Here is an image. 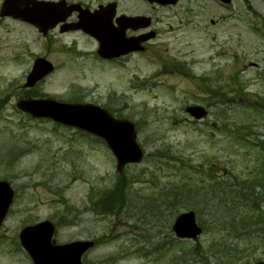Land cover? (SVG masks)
Wrapping results in <instances>:
<instances>
[{"label":"rangeland","instance_id":"rangeland-1","mask_svg":"<svg viewBox=\"0 0 264 264\" xmlns=\"http://www.w3.org/2000/svg\"><path fill=\"white\" fill-rule=\"evenodd\" d=\"M69 1L93 6L116 1L120 12L152 13L158 34L144 52L106 62L97 57V44L79 33L53 30L42 36L29 25L0 18V180L14 191L0 226V264H32L18 234L45 220L54 224L57 244L95 241L83 257L87 264L263 261L264 202L258 203L260 209L244 208L239 195L231 192L232 202L216 189L215 202L231 209L236 224L232 232L224 229L225 220L211 225L206 209L202 218L196 214L198 225L205 220L206 228L195 241L176 239L169 203L159 219L144 213L149 200L175 197V187L187 184L192 191L209 185L208 169L215 181L262 196L264 0H248L252 14L245 0L228 5L179 0L167 8L143 0ZM37 58L51 62L54 70L25 87ZM29 97L92 103L132 121L143 161L117 172L112 153L95 137L21 112L16 102ZM194 105L206 107L208 115L193 120L184 109ZM225 109L224 116L216 114ZM174 157L182 159L181 166ZM169 158H174L170 165ZM124 192L125 207L120 199ZM185 195L182 202H190ZM201 202L197 207L202 210ZM135 205L140 211L131 208ZM177 209L197 210L181 202ZM197 243L200 257L193 251Z\"/></svg>","mask_w":264,"mask_h":264},{"label":"water","instance_id":"water-1","mask_svg":"<svg viewBox=\"0 0 264 264\" xmlns=\"http://www.w3.org/2000/svg\"><path fill=\"white\" fill-rule=\"evenodd\" d=\"M176 1L167 2L174 4ZM57 6L58 3L35 0H5L0 9V16L22 19L45 32L61 19L60 16L57 17L60 13ZM121 39V42L101 41L100 54L105 57L119 56L136 49L123 41V38ZM51 70L52 65L49 62L43 59L36 60L25 85H34ZM17 107L33 117L50 118L103 138L116 158L118 170L126 163L139 162L142 158V151L136 142L134 125L126 120L113 119L105 110L97 106L68 104L54 100H20ZM187 111L196 119H200L205 114V111L199 107H190ZM12 197L13 191L9 184L0 181V223L7 213ZM172 228L180 238L195 239L201 233L192 211L180 214ZM53 231L54 227L49 221L27 226L21 230L19 234L21 245L29 254L33 264H82L81 255L93 246V242L75 241L64 245H51ZM256 264H264V262Z\"/></svg>","mask_w":264,"mask_h":264},{"label":"trees","instance_id":"trees-1","mask_svg":"<svg viewBox=\"0 0 264 264\" xmlns=\"http://www.w3.org/2000/svg\"><path fill=\"white\" fill-rule=\"evenodd\" d=\"M214 93H216V91H214ZM174 161L173 159L169 158V163ZM176 171L180 172L181 168L176 169ZM212 183H210V185H201V187L198 186V188L196 189H192V191H190L191 189L189 187H187V184L181 185L179 187H175L174 192L173 193L175 195V197H173L172 195L169 194V196L166 194L163 199L161 200L160 197L157 200H149L148 205H147V210H145L146 213H144V215L148 218V219H159V215L162 212H165L167 210L168 207V203L170 204L169 206H171L172 208V212L171 215L172 216H176V214H178V209L174 212V209L176 208V206L180 205V202L188 207H192V208H196L197 210H195V213L197 214L198 218H202V216H204V213L206 212V209H209L210 212V217L213 218L211 225H216L218 224L221 220H225L227 222V226L224 227V229H227V232H232L233 231V226L236 224V219L237 217L235 215L232 214V212H230L231 209H225V204H223L222 202H215V197L218 194V192H215L216 189H218L219 191H221L225 196H231V198H233V194H231V192H234V195H239L241 197V202L243 207L245 208L246 206L251 207L252 209L258 208L260 209V206H258L261 203L264 202V192L262 193V196L260 195H254L251 194L250 192L247 193V190L244 188H240L237 190H234V188L231 186L232 184H226L224 182H218L215 181V179H210ZM216 186H218V188H216ZM225 188H228L227 193L225 194L223 191ZM189 189V190H188ZM199 189V191H198ZM209 189V193L205 190ZM172 190V189H171ZM212 191H214L215 194H210ZM180 192L182 194H180ZM171 193V192H169ZM189 195V201L190 202H182L183 198L185 199V194ZM208 194V195H207ZM205 195L209 196V200L206 201L203 198L205 197ZM107 196L109 197L110 194H107ZM215 196V197H214ZM182 197V198H181ZM179 200H178V199ZM181 198V199H180ZM120 199L123 201L122 204H124V206L127 205V200H128V194L126 195V193L124 192L122 196H120ZM201 200L204 202V209H199L200 207H197V205L201 206L202 202ZM197 203V204H196ZM175 205V206H174ZM132 209H137L140 211V207H133ZM227 214V215H225ZM201 222V220H200ZM205 220H203L202 222V228L205 229ZM156 224V223H155ZM158 224H156L157 226ZM231 235V234H230ZM193 251L195 252V255L200 257V255L203 253L201 250L202 248L200 247L199 243L195 244V246L193 247ZM206 263V262H205Z\"/></svg>","mask_w":264,"mask_h":264},{"label":"flooded vegetation","instance_id":"flooded-vegetation-1","mask_svg":"<svg viewBox=\"0 0 264 264\" xmlns=\"http://www.w3.org/2000/svg\"><path fill=\"white\" fill-rule=\"evenodd\" d=\"M66 2H67V4L75 3L76 9L69 13L68 18L66 19L65 23L57 25L54 28V30H57V32L59 34L79 33V34L83 35L85 38L95 41V39H93L92 36H89V35L85 34L83 32V30L79 29L78 31H75L74 29H72V25L71 24L78 22L79 18L84 17V15H85L84 12H87V13H88V11L90 13L95 12L98 8L102 7L103 5L101 3H98L95 6H93L92 4L84 3L83 1H69V0H66ZM107 14L109 15L110 13L109 12L107 13V11H105V16L106 17H107ZM113 14H114L113 15L114 17L112 19V24H113L114 28L118 29L119 28V26L117 24L118 23V17L123 15L124 13L116 12V7H115V11H114ZM138 29H139V27H137V29L136 28L127 29L126 30V35L128 37L139 36L140 34H143L146 31V30H140V29L138 30Z\"/></svg>","mask_w":264,"mask_h":264}]
</instances>
